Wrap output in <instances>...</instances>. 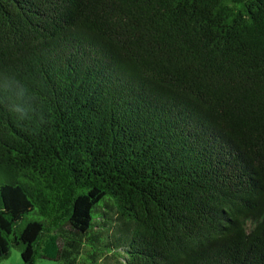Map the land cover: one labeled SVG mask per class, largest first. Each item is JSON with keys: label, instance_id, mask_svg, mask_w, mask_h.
I'll return each instance as SVG.
<instances>
[{"label": "trees", "instance_id": "obj_1", "mask_svg": "<svg viewBox=\"0 0 264 264\" xmlns=\"http://www.w3.org/2000/svg\"><path fill=\"white\" fill-rule=\"evenodd\" d=\"M4 77L0 261L264 264V0H0Z\"/></svg>", "mask_w": 264, "mask_h": 264}, {"label": "clouds", "instance_id": "obj_2", "mask_svg": "<svg viewBox=\"0 0 264 264\" xmlns=\"http://www.w3.org/2000/svg\"><path fill=\"white\" fill-rule=\"evenodd\" d=\"M0 91L4 93L0 102L10 113L15 114L18 120L23 121L34 113L35 98L20 81L4 77L0 80Z\"/></svg>", "mask_w": 264, "mask_h": 264}, {"label": "rangeland", "instance_id": "obj_3", "mask_svg": "<svg viewBox=\"0 0 264 264\" xmlns=\"http://www.w3.org/2000/svg\"><path fill=\"white\" fill-rule=\"evenodd\" d=\"M0 264H23L19 249L16 247L11 249L10 256L7 259H2ZM36 264H59V262L48 260L46 258H38Z\"/></svg>", "mask_w": 264, "mask_h": 264}]
</instances>
